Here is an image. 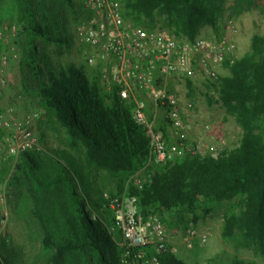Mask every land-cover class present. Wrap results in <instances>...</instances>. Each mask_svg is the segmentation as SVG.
Segmentation results:
<instances>
[{
	"label": "rangeland",
	"instance_id": "rangeland-1",
	"mask_svg": "<svg viewBox=\"0 0 264 264\" xmlns=\"http://www.w3.org/2000/svg\"><path fill=\"white\" fill-rule=\"evenodd\" d=\"M42 0H36L35 6ZM54 7L56 18L61 21V33L64 42L48 41L37 37L43 54L48 55L50 62L58 70H68L72 66L84 68L91 82L98 81L104 94L115 88L100 76V67L87 64L85 46L79 43L77 26L86 21L85 0H46ZM126 1V0H125ZM219 10L215 24L204 23L198 30L196 39L204 38L217 41L222 38L233 40L237 46L238 60L252 52L255 35L264 36V0H209ZM125 8V2L124 6ZM13 7L12 0H0V186L5 202L2 208L5 223L0 224V252L9 258L12 264H54L57 255L64 264H98L94 252L87 248L84 252L79 244L80 234L74 231L77 225L76 201L67 176L79 169L83 180L78 177L76 187L79 190V202L86 200V209L92 210L85 198L83 188L100 191L108 195L118 192L120 177L106 170H96L87 160L84 149L71 137V133L48 112L33 91L38 87L36 79L29 72L22 71L21 50L16 44L21 30L20 17ZM53 14V15H54ZM167 15H158L154 22L147 20L138 25L130 20L133 26L148 30H167L184 43L194 42L187 37H179L168 25ZM154 23V27L151 25ZM56 36V33H55ZM28 39L25 37V42ZM8 56V62L3 58ZM41 64L44 65L43 61ZM231 70H221L216 81L203 78H180L167 76L158 86L164 95H176L179 99L182 129L174 126L168 118V108L141 89H134L127 99L133 104L144 102L154 129L163 132L171 144L183 142L196 153L179 154L174 162L186 155L229 154L241 143L243 129L234 114H230L222 102L221 79L231 76ZM192 82V85L189 82ZM31 117L30 126L42 144L40 154L41 169L35 172V179L20 173L17 167L22 155L12 154L4 142L5 135L14 129L13 123ZM9 124V125H8ZM37 152V151H36ZM67 156L72 157L73 162ZM57 158H60L61 163ZM146 166V165H145ZM141 167L125 182V192L134 185V178L144 174ZM163 166V165H162ZM159 165L150 166L158 170ZM67 169V171H65ZM141 171V173H140ZM64 174L63 180H51L54 175ZM20 176V180L19 177ZM49 178V179H48ZM84 182V183H83ZM95 196V195H94ZM238 199L223 200L212 210L165 211L157 214L167 225L169 247L176 257L185 264H233L240 260L249 264H264V238L258 228L252 231L240 230L232 238L224 236L225 213ZM115 229L110 227V231ZM196 230L208 234V241L203 242L200 236L188 238L189 232ZM50 235L56 242H62L54 249L45 248V238ZM115 242L123 247V234L113 233ZM73 241V242H72ZM71 244V245H70ZM68 245V247H66ZM65 248H64V247ZM152 251L154 249H151ZM123 253L122 257L126 258ZM128 264H133L128 261Z\"/></svg>",
	"mask_w": 264,
	"mask_h": 264
},
{
	"label": "trees",
	"instance_id": "trees-1",
	"mask_svg": "<svg viewBox=\"0 0 264 264\" xmlns=\"http://www.w3.org/2000/svg\"><path fill=\"white\" fill-rule=\"evenodd\" d=\"M65 1L73 4V0ZM35 2L12 0L21 23L16 41L22 54L21 69L36 79L38 87L33 90L34 94L71 133L77 146H82L94 168L121 178L118 192L108 197L97 190L92 193L93 190L85 186V198L92 208L87 210L86 200L79 202L78 199L76 180L79 177L84 181L80 170L75 168L71 174L74 175L66 177L78 201L74 231L80 234L81 241L74 246L80 247L82 252L90 248L98 264H128L141 248L128 249L125 244L120 247L115 242L113 233L117 231L120 235L122 231L116 226L111 201L122 197L128 177L148 164L151 132L136 120L133 104L120 96L118 87L104 94L99 82H91L84 68L72 66L58 71L53 66L36 39L42 37L63 43L61 21L46 0L37 7ZM123 14L138 25L147 20L154 22L157 14L167 15L169 27L179 37L195 41L204 23L215 24L219 10L209 0H126ZM230 70L231 76L221 79L222 102L243 129L240 146L219 156L189 154L159 167L155 170L154 183L143 192L141 211L145 215L152 211L163 215L167 210L198 213L212 210L223 200L237 198L238 203L232 204L225 213L224 236L232 238L238 229L258 228L264 238V36L255 35L252 52L230 66ZM189 83L192 85L191 81ZM39 155L36 151H25L21 163L17 164L19 172L34 180L35 172L41 169ZM67 157L73 162L72 157ZM57 160L61 163L60 158ZM63 175H54L51 180H63ZM18 178L20 180V176ZM136 193L133 185L129 194ZM110 227L115 230L111 232ZM57 243L62 245L49 234L45 238L47 249H54ZM123 253L126 258L122 257ZM162 261L163 264H185L172 250L163 255ZM0 264L12 262L0 252ZM54 264H64L59 255ZM233 264L249 263L236 260Z\"/></svg>",
	"mask_w": 264,
	"mask_h": 264
},
{
	"label": "built area",
	"instance_id": "built-area-1",
	"mask_svg": "<svg viewBox=\"0 0 264 264\" xmlns=\"http://www.w3.org/2000/svg\"><path fill=\"white\" fill-rule=\"evenodd\" d=\"M125 0H85L87 19L77 26L79 43L84 50L88 65L99 66L100 76L109 85L119 88L120 96L129 99L134 89L150 93L168 108L169 121L178 129L184 127L179 99L176 95H164L158 89L167 76L203 78L216 81L221 70L238 61L237 44L228 38L210 41L204 38L184 43L167 30H148L129 24L123 14ZM8 56L3 58L8 62ZM0 84V87H3ZM134 117L149 128L151 143L149 162L144 174L134 178L138 193L115 198L111 207L116 226L122 231L125 247L141 248L131 256L133 264H163L162 257L170 251L169 233L164 221L154 213L141 211V198L147 186L154 183L155 170L150 166L166 165L177 155L196 151L183 142L171 144L163 132L154 129L144 102H138ZM31 117L13 123L14 129L4 137L10 153L41 151L42 144L30 126ZM9 125V124H8ZM141 173V171H140ZM5 197L0 186V224L5 223L3 205ZM200 236L208 241V234L192 230L188 238ZM151 249H154L153 251ZM129 252V251H128Z\"/></svg>",
	"mask_w": 264,
	"mask_h": 264
}]
</instances>
